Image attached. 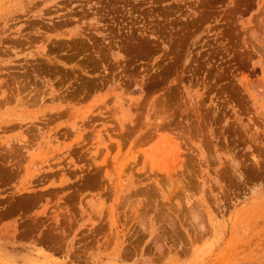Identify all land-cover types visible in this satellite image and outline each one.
I'll return each mask as SVG.
<instances>
[{
  "label": "rangeland",
  "instance_id": "rangeland-1",
  "mask_svg": "<svg viewBox=\"0 0 264 264\" xmlns=\"http://www.w3.org/2000/svg\"><path fill=\"white\" fill-rule=\"evenodd\" d=\"M0 264H264V0H0Z\"/></svg>",
  "mask_w": 264,
  "mask_h": 264
}]
</instances>
